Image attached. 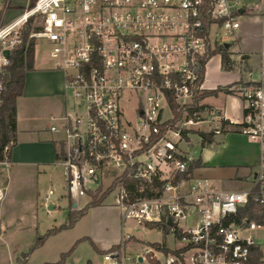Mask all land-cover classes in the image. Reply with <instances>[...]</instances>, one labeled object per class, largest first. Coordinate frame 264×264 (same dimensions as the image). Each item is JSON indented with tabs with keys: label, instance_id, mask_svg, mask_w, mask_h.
Wrapping results in <instances>:
<instances>
[{
	"label": "built area",
	"instance_id": "built-area-1",
	"mask_svg": "<svg viewBox=\"0 0 264 264\" xmlns=\"http://www.w3.org/2000/svg\"><path fill=\"white\" fill-rule=\"evenodd\" d=\"M207 15L212 20L208 29ZM242 17L261 24L256 67L248 66L251 54L240 48L232 52ZM31 19L39 21V28L30 37L46 44L73 98L69 107L66 94L67 112L50 128L60 135L57 164L73 208L77 199L91 202L92 193L111 189L107 196H113L123 225L132 220L135 228L160 229L175 243L165 248L181 251L176 255L146 245L138 261L248 264L257 248L254 233L264 226L240 216L250 204L264 209V0H34L0 28V106L11 53L22 45V31ZM208 47L223 48L231 68L235 56L247 71L246 80L227 87L240 98L241 120L215 111L208 121L218 120L259 144L260 154L239 191H219L200 181L182 192L192 159L177 143L206 119L200 112L191 117L185 112L174 128L164 134L162 128L174 119V108L190 107L204 91ZM132 101L133 121L123 109ZM128 181L137 183L135 190ZM54 194L49 190L46 202ZM133 239L125 235L121 250L106 253L104 262L126 264L124 245Z\"/></svg>",
	"mask_w": 264,
	"mask_h": 264
},
{
	"label": "rangeland",
	"instance_id": "rangeland-1",
	"mask_svg": "<svg viewBox=\"0 0 264 264\" xmlns=\"http://www.w3.org/2000/svg\"><path fill=\"white\" fill-rule=\"evenodd\" d=\"M33 2L34 0L1 1L0 28L21 15ZM30 21H32L31 33L37 32L39 21L34 19ZM240 21L241 29L238 33L237 42L233 43L225 36L222 38L233 43L232 52L236 48L250 52L251 58L248 64L253 67L257 61L256 52L260 48L261 24L259 20L248 17H242ZM27 25L22 33L27 29ZM211 34L213 40H216L218 31L213 28ZM35 41L36 61L47 62L48 48L46 44L38 38ZM220 57L221 54L215 55L208 62L205 74L207 85L212 82L220 83L226 79L232 80L238 74L247 75L245 69L240 70L242 66L238 64V58L235 56L232 72L223 71L219 67ZM67 99L70 107L73 103L70 93H67ZM222 100L221 97L218 103ZM33 104V115L39 120L43 121L48 118L47 123L50 124L52 118L56 117L55 115L50 116L51 112L46 107L48 100L38 99ZM132 106H134L133 101L124 102L123 109L126 118L133 121L135 117ZM52 137L53 140H56L60 136L50 135L49 138ZM190 141L189 152L195 159L200 158V156L203 158L211 151L209 147L201 148L197 133L191 132ZM182 146L184 147V144ZM39 167L40 172L34 167H27L21 173L17 171L15 173L12 169L11 172L4 170L0 174V185L4 186L9 177L10 189L18 192L14 193L16 199L12 198L9 203L7 215L10 217L17 216L19 220L8 228H0V264H16V259L23 253H29L28 264L56 263L64 254H68L64 264H106L103 260L104 255L110 252L114 245H121L123 237L127 234L133 235L134 239L124 245L123 255L126 264H140L137 255L146 245L166 243V246L172 248L175 246L173 238L165 235L160 229L135 228V223L132 220H127L123 225L121 213L114 205L113 196L108 197L106 195L107 197L100 202L104 193H99L98 196L97 192L92 193V199L98 200L99 206L87 208L90 199L79 198L77 199L78 207L72 208V201L66 196V181L62 167ZM220 188L219 190H221ZM1 190L3 191V187ZM49 190H54L55 195L51 197L49 202H46L45 198ZM49 204H54L56 207L49 210L47 207ZM80 210H83L82 215L73 225L68 226L71 214ZM65 226L68 227L65 228ZM40 238L44 241L39 247H36L35 245ZM141 264L150 263L144 260Z\"/></svg>",
	"mask_w": 264,
	"mask_h": 264
},
{
	"label": "crops",
	"instance_id": "crops-1",
	"mask_svg": "<svg viewBox=\"0 0 264 264\" xmlns=\"http://www.w3.org/2000/svg\"><path fill=\"white\" fill-rule=\"evenodd\" d=\"M244 52L251 54L250 52ZM257 62L258 57L253 67L257 66ZM248 66L250 65L248 64ZM219 67L229 73L233 70V67L230 71L223 69L221 57ZM246 79L247 75L238 74L236 78L229 81L226 79L220 83L212 82L207 85L204 81V90L214 91L220 88L221 90L216 95L205 97L201 101L200 104L203 106V109L200 111V114L206 120L203 123L190 127L189 132L177 143L179 151L184 156L191 158L192 162H201L198 167L190 169L189 178L184 185L180 186V191H186L190 185L200 181L207 182L216 190L223 187L219 191H239L247 185L249 177L255 171V166L259 158V144L252 142L235 129H226V124L218 120L208 121L212 112L215 111L224 114L227 118L235 122L241 120L243 111L240 98L232 92L223 89L234 85L239 80ZM66 94L65 75L63 72L53 68L49 56L47 62L36 61L34 59L33 69L27 71L25 74L23 93L16 102V138L11 146V156L7 161L0 164V174L4 170L11 172L12 169L15 173L16 171L21 173L27 167H34L38 172H40L39 166L60 167L57 164L59 152L58 140L60 137L56 140H53V137H49L50 135H58L51 132L50 128L55 124L53 119L58 122L67 112L68 104ZM221 97L223 100L218 103ZM38 99L48 100L46 107L51 112L50 116H56L52 118L50 124L47 123L48 118L41 121L33 115V103ZM218 128H221V132L216 134L215 130ZM191 132L199 135V144L202 149L207 147L211 148V151L205 157L202 158L200 156V158L195 159L190 154ZM200 133H213L212 142H205L203 144ZM182 144H184V147ZM2 187L3 191L1 190ZM10 187V178L8 177L4 186L2 184L0 185V228H8L19 221L17 216L10 217L7 215L10 206L9 203L12 198H15L14 193H18L16 190H11ZM226 187L228 189H225ZM51 206H53V209L56 207L54 204H49L47 206L49 210H53L50 209ZM254 238L257 242V248L262 253L261 264H264V226L258 229L257 232L255 231ZM139 263L141 264L143 261L139 259Z\"/></svg>",
	"mask_w": 264,
	"mask_h": 264
},
{
	"label": "trees",
	"instance_id": "trees-1",
	"mask_svg": "<svg viewBox=\"0 0 264 264\" xmlns=\"http://www.w3.org/2000/svg\"><path fill=\"white\" fill-rule=\"evenodd\" d=\"M2 16L0 15V23H1ZM212 20L207 15V19L205 21L206 27L208 29L210 23ZM1 25V24H0ZM31 25L32 21L27 25V29L24 33H22V45L17 47L10 56V64L8 67V75L6 77V90L3 96V102L0 106V163L7 161L11 156V147L9 148L8 145L10 142H15L16 138V102L17 99L22 95L24 86H25V74L27 71H30L33 69L34 59H35V49H36V41L34 38H31ZM221 54V62L222 67L226 71L231 70V64H230V58L226 50L223 48L218 47L215 50H210L208 47L207 55L204 59V63H208L209 60L214 57L215 55ZM221 90V88L219 89ZM219 90L214 91H206L204 90L202 94H200L193 105L190 107H187L185 109H181L179 112H176L174 119L168 123L166 126L162 128V134H164L168 128H174L175 124L179 121H181L184 117L185 112L188 113L189 117L193 115L195 112H200L203 109V106H201V101L208 96H213L218 93ZM227 91L226 89H223ZM200 136L202 138V143L205 142L211 143L212 142V136L213 133L210 134H204L200 133ZM200 161L192 162L190 169H193L194 167H198L200 165ZM128 187L132 190H135L137 187V183L134 181H128ZM109 189L105 194L101 197L100 202L107 197ZM100 202L98 200H95L94 198L92 201L87 204L88 207H95L99 206ZM83 210H80L79 212H74L71 214L69 218V225H73V223L82 215ZM248 215L250 219L256 221L259 224H264V209L256 206L254 204H250L246 207V209H243L240 211V216ZM68 226H65L68 227ZM166 231L168 228H165ZM43 239L40 238L35 245L36 247H39L43 243ZM151 246H154L156 248H162L165 253H172L179 255L181 251H170L165 248V243H154L149 244ZM96 248V246L94 245ZM97 249V248H96ZM121 245L113 246L110 251H120ZM68 254H64L61 256V259L56 263H46V264H64L65 259ZM261 256L262 253L258 248H254L251 253L250 261L248 264H261ZM28 257L29 253H23L21 256H19L16 259V264H28ZM151 264H158V262H151Z\"/></svg>",
	"mask_w": 264,
	"mask_h": 264
},
{
	"label": "water",
	"instance_id": "water-1",
	"mask_svg": "<svg viewBox=\"0 0 264 264\" xmlns=\"http://www.w3.org/2000/svg\"><path fill=\"white\" fill-rule=\"evenodd\" d=\"M226 47H228V46H226ZM5 56H6L7 58L9 57V51H6V52H5ZM74 207H75V204H74ZM50 209H53V206H51ZM170 224H171V223H170Z\"/></svg>",
	"mask_w": 264,
	"mask_h": 264
}]
</instances>
